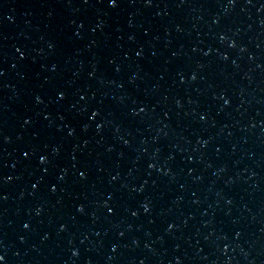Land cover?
I'll list each match as a JSON object with an SVG mask.
<instances>
[{"label":"water","instance_id":"obj_1","mask_svg":"<svg viewBox=\"0 0 264 264\" xmlns=\"http://www.w3.org/2000/svg\"><path fill=\"white\" fill-rule=\"evenodd\" d=\"M0 264H264V0H0Z\"/></svg>","mask_w":264,"mask_h":264}]
</instances>
